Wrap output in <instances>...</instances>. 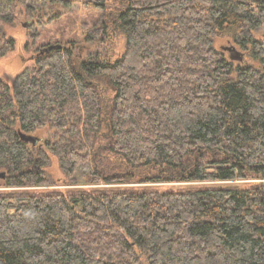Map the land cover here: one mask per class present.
Listing matches in <instances>:
<instances>
[{
  "label": "trees",
  "instance_id": "1",
  "mask_svg": "<svg viewBox=\"0 0 264 264\" xmlns=\"http://www.w3.org/2000/svg\"><path fill=\"white\" fill-rule=\"evenodd\" d=\"M113 1L85 41L121 35L122 55L56 45L0 79V182L52 185L51 154L72 185L89 164L107 186L0 192V264H264V0ZM43 2L0 0V18ZM222 36L261 67L235 66ZM45 127L44 146L23 140Z\"/></svg>",
  "mask_w": 264,
  "mask_h": 264
},
{
  "label": "rangeland",
  "instance_id": "2",
  "mask_svg": "<svg viewBox=\"0 0 264 264\" xmlns=\"http://www.w3.org/2000/svg\"><path fill=\"white\" fill-rule=\"evenodd\" d=\"M44 2L37 9H28L18 5L13 18L6 21L0 18V79L12 86L16 76L25 68L34 66L32 60L41 49L50 45H69L74 47V54L83 57L103 56L116 59L123 54L125 39L121 35H115L110 39L98 40L96 43L85 41L88 27L95 28L104 21V15L114 8L113 0H43ZM254 37L264 42V27L254 32ZM71 44V45H70ZM229 45H236L227 36L216 39L214 46L217 50L223 51L228 57V52L222 48ZM244 53V62L241 65H254L261 67L258 61L252 58L249 49H241ZM239 65V62H234ZM110 98L114 96L113 89L108 91ZM41 140V145L52 137V131L48 128L38 129L30 134ZM33 143H30L31 147ZM51 164L43 169L52 185L46 187H19L8 188L4 182H0V192L13 190L15 192H38V191H69L89 190L94 188L107 187L104 184L99 186L89 185L84 177L91 172V166L81 165L75 172V185L69 183L68 178L62 173L58 159L51 155ZM3 169L0 168V171ZM258 183L255 179H246L231 182L211 183L215 185H241L246 187L249 183ZM195 184L172 183L159 184L163 190H179L182 187H192Z\"/></svg>",
  "mask_w": 264,
  "mask_h": 264
},
{
  "label": "water",
  "instance_id": "3",
  "mask_svg": "<svg viewBox=\"0 0 264 264\" xmlns=\"http://www.w3.org/2000/svg\"><path fill=\"white\" fill-rule=\"evenodd\" d=\"M54 46L42 49L37 56L43 55L44 53H49ZM225 52H228V57L231 61H236L242 63L244 61V53L240 52L234 45L225 46L222 48ZM23 140L37 145L39 143V138H35L28 134H22ZM6 178V173L4 171L0 172V181Z\"/></svg>",
  "mask_w": 264,
  "mask_h": 264
}]
</instances>
